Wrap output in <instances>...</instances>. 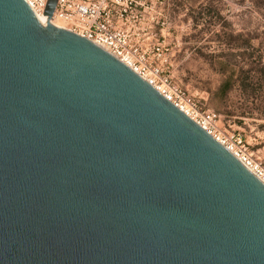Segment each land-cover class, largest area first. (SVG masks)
Returning a JSON list of instances; mask_svg holds the SVG:
<instances>
[{"label": "water", "instance_id": "obj_1", "mask_svg": "<svg viewBox=\"0 0 264 264\" xmlns=\"http://www.w3.org/2000/svg\"><path fill=\"white\" fill-rule=\"evenodd\" d=\"M0 264H264V184L119 59L0 0Z\"/></svg>", "mask_w": 264, "mask_h": 264}, {"label": "rangeland", "instance_id": "obj_2", "mask_svg": "<svg viewBox=\"0 0 264 264\" xmlns=\"http://www.w3.org/2000/svg\"><path fill=\"white\" fill-rule=\"evenodd\" d=\"M146 4L141 27L157 34L167 59L166 74L202 109L219 114L221 133L237 134L250 157L264 168V74L247 72L249 64L264 66V0L257 6L250 0H146ZM222 29L250 34L244 56L240 39L225 44L210 37ZM216 58L226 60L223 69L214 64ZM228 77L219 109L211 93Z\"/></svg>", "mask_w": 264, "mask_h": 264}, {"label": "built area", "instance_id": "obj_3", "mask_svg": "<svg viewBox=\"0 0 264 264\" xmlns=\"http://www.w3.org/2000/svg\"><path fill=\"white\" fill-rule=\"evenodd\" d=\"M25 1L36 15L47 19L44 15L47 0ZM146 8V0H56L50 21H59L62 28L92 42L130 67L264 184V168L250 157L238 135L221 133L220 115L202 109L193 95L166 74L167 59L157 34L141 27Z\"/></svg>", "mask_w": 264, "mask_h": 264}, {"label": "trees", "instance_id": "obj_4", "mask_svg": "<svg viewBox=\"0 0 264 264\" xmlns=\"http://www.w3.org/2000/svg\"><path fill=\"white\" fill-rule=\"evenodd\" d=\"M251 3L255 6H257V4L259 3V1L262 0H250ZM210 37L213 39H216L218 41H221L225 44H230L232 43V41L240 39V43H238V45L240 44V47H243L242 53L240 54L241 56H244V52L246 50V46L249 42L250 39V34H243V33H233L231 30H225L222 29L220 32L217 33H212L210 34ZM261 52V51H260ZM225 61L226 60H222L220 58H216L214 64L216 65V67H218V69H223L225 66ZM251 65V66H250ZM252 72L253 75H261L264 74V66L260 65L259 62H256V64H249V68L247 69V72ZM231 77H228L223 84L219 85L216 90L214 92L211 93V98L212 99H216V107L221 109V103L223 101V98L225 96V92H226V84L228 83V81H230ZM224 114L228 117H232L235 116L234 114H232L231 112L228 111H224Z\"/></svg>", "mask_w": 264, "mask_h": 264}, {"label": "bare ground", "instance_id": "obj_5", "mask_svg": "<svg viewBox=\"0 0 264 264\" xmlns=\"http://www.w3.org/2000/svg\"><path fill=\"white\" fill-rule=\"evenodd\" d=\"M39 18L41 21L50 22L51 24H53L56 27H62V24L59 21H56V20L48 21L44 16H39Z\"/></svg>", "mask_w": 264, "mask_h": 264}]
</instances>
